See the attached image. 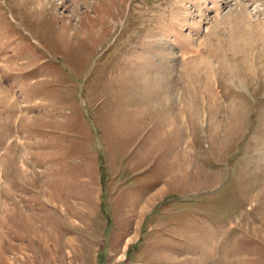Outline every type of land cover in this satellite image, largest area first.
<instances>
[{
    "label": "rangeland",
    "instance_id": "374dc122",
    "mask_svg": "<svg viewBox=\"0 0 264 264\" xmlns=\"http://www.w3.org/2000/svg\"><path fill=\"white\" fill-rule=\"evenodd\" d=\"M1 54L0 264H264V0H0Z\"/></svg>",
    "mask_w": 264,
    "mask_h": 264
},
{
    "label": "bare ground",
    "instance_id": "6f19581e",
    "mask_svg": "<svg viewBox=\"0 0 264 264\" xmlns=\"http://www.w3.org/2000/svg\"><path fill=\"white\" fill-rule=\"evenodd\" d=\"M2 55H3V54L0 55V63L4 64V63H5V59H4L3 57H1ZM6 58H7L8 61H9L10 57L6 56ZM11 64H12V62H11ZM6 66H7V65H6ZM8 67H9V66H8ZM1 68H4V67H0V69H1ZM11 78H12L13 80H17V79H14L15 77H11ZM0 79H2V76H0ZM12 79H11V81H13ZM17 81H18V80H17ZM8 85H9V84H8Z\"/></svg>",
    "mask_w": 264,
    "mask_h": 264
}]
</instances>
